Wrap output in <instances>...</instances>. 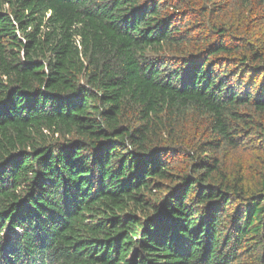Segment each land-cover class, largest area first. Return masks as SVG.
Wrapping results in <instances>:
<instances>
[{
  "label": "trees",
  "instance_id": "trees-1",
  "mask_svg": "<svg viewBox=\"0 0 264 264\" xmlns=\"http://www.w3.org/2000/svg\"><path fill=\"white\" fill-rule=\"evenodd\" d=\"M0 264H264V0H0Z\"/></svg>",
  "mask_w": 264,
  "mask_h": 264
},
{
  "label": "rangeland",
  "instance_id": "rangeland-1",
  "mask_svg": "<svg viewBox=\"0 0 264 264\" xmlns=\"http://www.w3.org/2000/svg\"><path fill=\"white\" fill-rule=\"evenodd\" d=\"M175 1H176V0H171V3H175ZM231 4H232V3H231ZM210 6H211V5H210ZM234 25H235V23H234ZM4 235H5V236H8V235H7V232H5ZM5 239H6V237H5ZM5 239H4V240H5ZM3 242H4V241H3ZM2 245H3V244H2ZM3 247H4V246H3ZM5 247H6V246H5ZM5 247H4V248H5ZM6 249H9V247H7Z\"/></svg>",
  "mask_w": 264,
  "mask_h": 264
}]
</instances>
